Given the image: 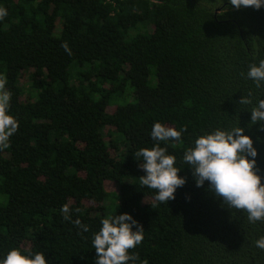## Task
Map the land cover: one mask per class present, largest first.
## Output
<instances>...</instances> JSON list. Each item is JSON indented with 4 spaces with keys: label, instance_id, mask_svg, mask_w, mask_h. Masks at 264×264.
Listing matches in <instances>:
<instances>
[{
    "label": "trees",
    "instance_id": "1",
    "mask_svg": "<svg viewBox=\"0 0 264 264\" xmlns=\"http://www.w3.org/2000/svg\"><path fill=\"white\" fill-rule=\"evenodd\" d=\"M0 80L18 120L0 146V256L18 247L48 264H95L92 234L109 214L143 226L136 264H264V221L195 184L184 150L205 131L244 128L264 183V122L251 124L242 76L264 59V8L229 0H0ZM67 44L71 54L65 51ZM25 80L26 85L20 80ZM248 109V110H247ZM185 131L159 142L186 178L175 198L140 184L135 153L154 122ZM260 138L259 142L257 138ZM115 184L118 193L106 189ZM79 219L83 231L64 219Z\"/></svg>",
    "mask_w": 264,
    "mask_h": 264
},
{
    "label": "clouds",
    "instance_id": "2",
    "mask_svg": "<svg viewBox=\"0 0 264 264\" xmlns=\"http://www.w3.org/2000/svg\"><path fill=\"white\" fill-rule=\"evenodd\" d=\"M229 3L237 9L249 6L264 8V0H229ZM7 15L8 10L0 6V20ZM64 48L71 54L67 44ZM241 75L251 80L257 89L264 87V59L249 63L247 72ZM261 97L254 96L250 90L240 98V105L251 106V124L264 122V99ZM9 100L10 95L0 80V146L4 147L19 125L8 111ZM261 130L264 131V124ZM184 131L183 127L177 129L154 122L150 137L157 143L150 148L142 147L135 153L134 158L140 161L139 167L145 172L140 177V184L156 190L154 198L157 202L167 203L174 199L176 189L186 182L185 177L178 175L182 168L176 166V156L159 143L180 141ZM244 131L239 125L205 131L184 150L182 161L192 170L197 187L207 182L208 190L224 205L246 212L247 220L255 223L264 221V183H261L256 170L258 151L253 139ZM61 212L65 220L88 231V226L79 219L71 221L67 205L62 206ZM144 232L143 226L129 213L105 216L100 220L99 230L91 237V248L96 253L95 264H136L138 254L129 250L141 244ZM255 246L264 250V236L255 241ZM0 264H48V260L41 251L13 247L0 256Z\"/></svg>",
    "mask_w": 264,
    "mask_h": 264
},
{
    "label": "rangeland",
    "instance_id": "3",
    "mask_svg": "<svg viewBox=\"0 0 264 264\" xmlns=\"http://www.w3.org/2000/svg\"><path fill=\"white\" fill-rule=\"evenodd\" d=\"M20 82L22 84H25L26 85L25 80L22 79V80H20ZM105 186H106V189L108 190V192L113 193V194H117L118 193V190H117L115 184H113V183H106Z\"/></svg>",
    "mask_w": 264,
    "mask_h": 264
}]
</instances>
